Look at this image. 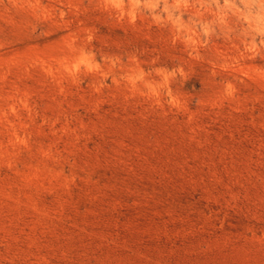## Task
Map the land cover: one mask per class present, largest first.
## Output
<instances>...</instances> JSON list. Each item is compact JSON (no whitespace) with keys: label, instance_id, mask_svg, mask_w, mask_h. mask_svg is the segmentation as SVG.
<instances>
[{"label":"rangeland","instance_id":"1","mask_svg":"<svg viewBox=\"0 0 264 264\" xmlns=\"http://www.w3.org/2000/svg\"><path fill=\"white\" fill-rule=\"evenodd\" d=\"M0 264H264V0H0Z\"/></svg>","mask_w":264,"mask_h":264}]
</instances>
